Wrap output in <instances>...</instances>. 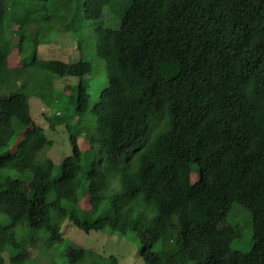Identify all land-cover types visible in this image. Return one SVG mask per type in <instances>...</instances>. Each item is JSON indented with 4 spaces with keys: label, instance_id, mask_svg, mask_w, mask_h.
<instances>
[{
    "label": "trees",
    "instance_id": "1",
    "mask_svg": "<svg viewBox=\"0 0 264 264\" xmlns=\"http://www.w3.org/2000/svg\"><path fill=\"white\" fill-rule=\"evenodd\" d=\"M36 1L68 17L80 0ZM8 2L0 0V34ZM82 2L84 19L98 23L95 65L40 60L36 41L28 59L23 34L11 68L0 38V264H119L61 248L68 224L136 235L146 264H264V0ZM106 13L116 26L104 24ZM74 22L62 20L61 30ZM101 67L107 82L92 93L84 78ZM53 77L76 79L73 109L97 124L83 154L79 122L45 114L52 132L64 125L72 148L55 177L53 141L29 102L59 101ZM18 80L21 93L12 90ZM18 127L31 129L22 141ZM238 206L251 215L246 253L231 249L241 232L226 223Z\"/></svg>",
    "mask_w": 264,
    "mask_h": 264
},
{
    "label": "rangeland",
    "instance_id": "2",
    "mask_svg": "<svg viewBox=\"0 0 264 264\" xmlns=\"http://www.w3.org/2000/svg\"><path fill=\"white\" fill-rule=\"evenodd\" d=\"M69 4L67 1L60 2V4ZM79 7L74 4V8L67 17V11H59L52 4H41L36 0H9L8 8L9 12L5 18L3 30L0 34V38L4 41L8 40V46L11 52L8 56V64L11 68L18 67L20 65V54L18 47L23 34H26L28 41H25L26 56L28 59L33 53L34 42L36 41L37 56L38 59L43 61L60 60L63 62L75 63L81 59L93 62L97 64L95 58V40L94 34L95 28L98 27L97 22H92L90 25L87 20L84 19V12L80 8L82 0L79 2ZM31 12V13H30ZM41 12L47 13V17L50 18L48 23L45 19H40ZM34 13L35 16H30ZM105 14L104 24L106 26H116L114 18ZM27 16V17H26ZM75 18L74 27L70 30H61L62 20L71 22ZM38 20V21H36ZM25 21V23L23 22ZM27 24V27L22 24ZM103 63V62H102ZM54 94H58L59 101L50 100L44 104V102L35 96L29 98L31 105V114L35 119L37 125L42 127L48 134V138L53 141V149L56 151L53 158L56 168L53 176H57L60 172L59 165L64 157L72 155V148L69 141V134L63 126H59L55 131H51L45 114L50 118H65L66 121L71 124H77L79 122L78 146L83 154L86 151L91 150V139L88 136L87 130L95 128L97 126L95 120L85 113L84 116L77 115L73 109V102L70 98L71 86L76 83L75 78H58L53 77ZM106 84V69L101 67L96 74L86 76L84 78V85L87 89H91L94 93L103 88L102 83ZM105 86V85H104ZM13 91L15 93H21L24 90V83L21 80L16 81L13 84ZM59 90V92H58ZM58 92V93H57ZM55 97V95H54ZM60 115V116H58ZM81 118V122L79 119ZM86 130V131H85ZM30 130L21 129L18 127V137L22 141L28 136ZM76 131V130H75ZM96 152V149H93ZM48 154V153H47ZM97 154V153H96ZM94 152H90L89 158L86 163L90 162L96 155ZM52 156V151H51ZM47 157L44 153L41 154V158ZM84 209H90L91 203L86 199L80 203ZM227 224L237 226L240 229L241 235L234 240L231 244V249L240 253H246L250 250L252 245V222L251 215L243 207H235L234 211L229 215L226 221ZM64 237L67 240L62 244L61 248L69 243L76 249L90 248L95 252L103 255L104 257L114 256L119 264H146L144 258L141 255V245L136 235L121 236L118 233H110L109 229L104 232H91L86 235L83 231L67 225L64 227ZM156 250H161V243L156 245Z\"/></svg>",
    "mask_w": 264,
    "mask_h": 264
}]
</instances>
